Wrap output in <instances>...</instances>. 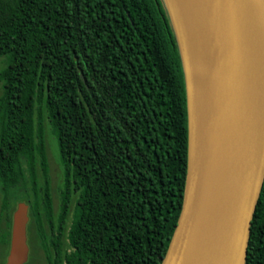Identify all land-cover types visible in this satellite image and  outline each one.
<instances>
[{"label": "trees", "instance_id": "16d2710c", "mask_svg": "<svg viewBox=\"0 0 264 264\" xmlns=\"http://www.w3.org/2000/svg\"><path fill=\"white\" fill-rule=\"evenodd\" d=\"M2 58L0 246L10 248L21 199L30 252L41 249L47 264H162L188 152L164 1L1 0ZM47 125L63 170L57 212ZM246 264H264V184Z\"/></svg>", "mask_w": 264, "mask_h": 264}, {"label": "water", "instance_id": "95a60500", "mask_svg": "<svg viewBox=\"0 0 264 264\" xmlns=\"http://www.w3.org/2000/svg\"><path fill=\"white\" fill-rule=\"evenodd\" d=\"M179 47L188 152L182 210L162 264H246L264 184V0H197ZM29 205L13 213L6 264L29 259Z\"/></svg>", "mask_w": 264, "mask_h": 264}, {"label": "rangeland", "instance_id": "374dc122", "mask_svg": "<svg viewBox=\"0 0 264 264\" xmlns=\"http://www.w3.org/2000/svg\"><path fill=\"white\" fill-rule=\"evenodd\" d=\"M5 65L4 58L0 59V69ZM2 93V86L0 84V95ZM47 153L50 165V178H51V187H52V194L54 199V208L57 212L59 210V206L61 203L60 199V187L63 182V170L59 160V149L57 139L52 133L50 127L47 125ZM19 202H24L21 199L16 201V206ZM2 204V196L0 193V210ZM9 253V248L0 246V264H5L7 255ZM33 255V256H32ZM26 264H47L45 259L44 253L41 249L36 248L33 252H30L29 259Z\"/></svg>", "mask_w": 264, "mask_h": 264}, {"label": "bare ground", "instance_id": "6f19581e", "mask_svg": "<svg viewBox=\"0 0 264 264\" xmlns=\"http://www.w3.org/2000/svg\"><path fill=\"white\" fill-rule=\"evenodd\" d=\"M179 24L185 26L192 23L202 7L197 6V0H168Z\"/></svg>", "mask_w": 264, "mask_h": 264}, {"label": "flooded vegetation", "instance_id": "af4514ba", "mask_svg": "<svg viewBox=\"0 0 264 264\" xmlns=\"http://www.w3.org/2000/svg\"><path fill=\"white\" fill-rule=\"evenodd\" d=\"M0 3H1V0H0Z\"/></svg>", "mask_w": 264, "mask_h": 264}]
</instances>
